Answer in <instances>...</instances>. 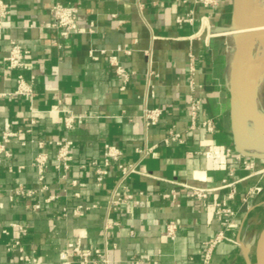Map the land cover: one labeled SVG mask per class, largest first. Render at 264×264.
I'll return each mask as SVG.
<instances>
[{
    "label": "crops",
    "instance_id": "0c3cea01",
    "mask_svg": "<svg viewBox=\"0 0 264 264\" xmlns=\"http://www.w3.org/2000/svg\"><path fill=\"white\" fill-rule=\"evenodd\" d=\"M5 1L10 13L0 27V92L17 87V70L9 71L6 61L12 41L29 50L24 74L33 92L0 97V134L7 127L19 131L7 145L11 155L0 161V264L18 259L17 250H8L20 234L14 222L27 228L22 242L37 256L34 264H61L69 241L107 248L110 264L139 258L144 264H204L208 243L221 231L226 238L209 264H253L264 228V157L236 147L226 68L231 47L229 38L213 35L231 23L234 0ZM57 2L79 9L81 31L69 39L51 26ZM111 53L129 72L125 88ZM192 95L202 101L199 121L212 118L214 132L189 128ZM154 106L163 110L161 121L147 126L144 109ZM70 113L82 118L67 129ZM172 126L183 131L184 141L165 143ZM65 138L73 141L72 159L68 168H57V141ZM106 142L122 149L121 162L137 165L127 188L118 186L115 161L102 183L96 179ZM146 146L153 149L142 155L138 150ZM41 151L48 154L43 179L35 165ZM191 186L212 190L198 199ZM116 188L132 197L113 208ZM174 190L175 197L164 196ZM50 196L55 198L47 201ZM221 200L236 211L230 224L217 216ZM79 203L90 207L81 215L74 213ZM170 221L178 224L174 238L166 231Z\"/></svg>",
    "mask_w": 264,
    "mask_h": 264
},
{
    "label": "built area",
    "instance_id": "2783aa9c",
    "mask_svg": "<svg viewBox=\"0 0 264 264\" xmlns=\"http://www.w3.org/2000/svg\"><path fill=\"white\" fill-rule=\"evenodd\" d=\"M205 4H211L216 2V0H201ZM78 12L79 9L76 5L57 2L51 8V13L53 16V20L51 26L55 28L60 36L64 39H69L73 34L81 31V28L78 24ZM10 13V6L5 0H0V27L3 23V20ZM179 20H184L183 18H179ZM185 20L191 21L192 17H188ZM118 51H124L125 53H131V49L119 46L117 48ZM93 54V53H92ZM29 55V50L26 49L23 45L16 41L11 42V50L9 55L6 57L7 61V69L9 71L17 70V87L14 91L9 92H0V97H12L14 95H31L33 92L32 83L26 79L24 70L27 67V57ZM94 58L96 56L93 55ZM110 62L115 66L116 72L122 75L124 79V84L122 88H125V83L129 80V72L127 69L119 62L118 54L111 53L110 54ZM202 107V101L192 95L190 98V116H191V124L189 126L190 129H197L199 127L205 128L210 132H214L216 128L215 121L212 118H205L199 121V114ZM163 114V110L160 107H146L144 109V118L147 126H155L158 125L161 121ZM82 118V115H76L73 113L68 114L64 119V124L67 129H72L75 127V124L79 119ZM36 119H32V123H35ZM19 134L18 130L7 127L0 134V161L2 156H10L11 152L8 149V143L12 140L13 137ZM166 144H173L184 141L183 131L176 129L174 126L170 127L167 131V136L164 139ZM41 146L42 143H40ZM58 145V154H57V168H68L69 161L72 159L71 149L73 146V141L70 139H62L57 141ZM104 166L98 165L96 168V179L98 183H102L104 180L107 169L106 167L111 164V162L115 161L118 163V167L121 170V177L118 181V186H124L127 188L125 182L126 179L130 176V174L137 172V165L135 163H124L121 162L122 157V149L113 143L106 142L104 144ZM152 146H146L144 148H140L138 151L142 155H147L152 151ZM48 162V154L45 151H41L36 159L35 165L38 168L39 179L44 178V171ZM96 164V162H93ZM74 185H77V181H73ZM233 185V183H229L225 186ZM117 189L113 192L110 203L111 207L116 208L120 204L123 198L132 197V194L127 193L125 197L120 196L117 193ZM191 195L198 199H205L209 196V193L212 189L199 187V186H191ZM18 193H29L33 194L34 191L29 189L25 191L22 188L16 190ZM77 196H80V192H76ZM165 197L176 196L175 190L172 193H167L164 195ZM233 196V194H230ZM55 196H50L47 198V201L54 199ZM41 207V204L35 203L34 208L38 209ZM90 207L86 206L84 203H79L74 208V213L81 215L84 214L87 209ZM216 213L220 220L224 221L226 224H230L232 218L234 217L236 211L227 203L226 200H221L216 203ZM12 227L18 231L20 234L15 236L11 243L8 244V250L13 251L17 250V262L16 264H34L37 261V256L33 253H28L25 250V247L22 242V235L27 233V228L19 222L12 223ZM178 224L175 221H170L167 224L166 231L167 235L170 238H174L177 234ZM5 232H8L7 229H4ZM226 238V235L223 231L219 232L216 238L209 242L207 245V249L205 251L204 256V264H209L212 252L214 247ZM61 264H110L111 259L109 256V251L107 248L103 249L101 247H88L82 245L80 242L69 241L66 244V248L60 253ZM136 264H144L145 261L143 258H139L135 261Z\"/></svg>",
    "mask_w": 264,
    "mask_h": 264
},
{
    "label": "bare ground",
    "instance_id": "6f19581e",
    "mask_svg": "<svg viewBox=\"0 0 264 264\" xmlns=\"http://www.w3.org/2000/svg\"><path fill=\"white\" fill-rule=\"evenodd\" d=\"M248 1L253 5L255 0ZM258 6L260 11H264V0H259ZM232 31L233 32L230 35L229 43L230 46L234 45L235 49L232 53H230L228 76L230 86L234 93V102L238 103L249 99L251 93L253 92V84L248 79V77L242 73L238 65L239 55L234 40V34L240 33L239 31L243 33L252 31L257 32V35L251 36L247 40L245 47L243 48L242 55L243 60L245 62H249V65H252V74L258 81V98L252 107L240 110L237 113L238 128L242 134V137L245 142L252 143L264 136V25L246 27L240 30ZM241 149L248 153H264V147L249 149L242 146ZM263 229L260 232L258 240L261 237ZM253 264H257L256 261ZM260 264H264V251L262 253V262Z\"/></svg>",
    "mask_w": 264,
    "mask_h": 264
},
{
    "label": "water",
    "instance_id": "95a60500",
    "mask_svg": "<svg viewBox=\"0 0 264 264\" xmlns=\"http://www.w3.org/2000/svg\"><path fill=\"white\" fill-rule=\"evenodd\" d=\"M259 3L257 1H254V4L252 5L249 3L248 0H234L233 3V13L231 18V23L229 26H217V29H231V30H240L242 28L246 27H254V26H260L264 25V11H260L258 8ZM240 33L234 34V40L237 46V51L239 55L238 65L242 71V73L248 77V79L253 84V92L251 93V96L247 100H243L241 102H234V93L232 91V88L229 83V76H228V85L232 92V105H231V125H232V132L234 136V141L236 144L237 149L246 156L251 157H264L263 154H255V153H248L241 149V147L253 149L256 147H264V136L260 137L256 141L252 143L245 142V140L242 137V134L238 128V121H237V113L240 110L252 107L258 98V81L252 74V65H249V62H245L243 60V48L245 47V44L247 40L254 35H257L256 31L243 33L239 31ZM250 68V69H248ZM264 251V229L261 234V237L258 240L257 243V250H256V263L260 264L262 262V253Z\"/></svg>",
    "mask_w": 264,
    "mask_h": 264
},
{
    "label": "rangeland",
    "instance_id": "374dc122",
    "mask_svg": "<svg viewBox=\"0 0 264 264\" xmlns=\"http://www.w3.org/2000/svg\"><path fill=\"white\" fill-rule=\"evenodd\" d=\"M255 1H257L258 3H259V0H255ZM230 25V23H228V25H226V26H229ZM217 30V27L216 28H214L213 29V35H216V36H218V37H222V39H230V35L232 34V30L230 29V31H229V34H228V36L227 35H224V34H217V33H215V31ZM230 45V44H229ZM231 48H230V53H232L233 51H234V49H235V46L233 45H231L230 46ZM229 61H230V54H227L226 55V64H227V67L226 68H228V65H229Z\"/></svg>",
    "mask_w": 264,
    "mask_h": 264
}]
</instances>
